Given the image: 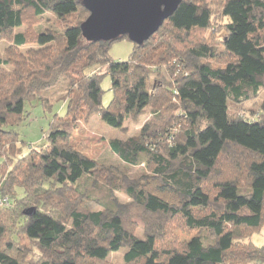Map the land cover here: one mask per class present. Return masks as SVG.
<instances>
[{
    "label": "trees",
    "instance_id": "1",
    "mask_svg": "<svg viewBox=\"0 0 264 264\" xmlns=\"http://www.w3.org/2000/svg\"><path fill=\"white\" fill-rule=\"evenodd\" d=\"M89 15L84 0H0V264H107L120 248L124 264H264L251 241L264 229V98L244 112L264 90V0H181L124 61L110 50L128 35L88 40ZM61 78L65 114L20 155L9 126L27 101L50 106ZM149 109L137 133L109 140L141 171L70 144L94 115L126 132Z\"/></svg>",
    "mask_w": 264,
    "mask_h": 264
},
{
    "label": "rangeland",
    "instance_id": "2",
    "mask_svg": "<svg viewBox=\"0 0 264 264\" xmlns=\"http://www.w3.org/2000/svg\"><path fill=\"white\" fill-rule=\"evenodd\" d=\"M49 17H53L50 14ZM23 27L19 28L21 30ZM224 31H220L219 36L221 37ZM134 44L131 40L125 38L118 40L113 43L110 55L115 60L124 61L129 58L134 49ZM8 41H0V57L7 55L6 50L9 47ZM22 49V48H20ZM23 47L22 50H25ZM214 67H217L215 59L210 60ZM66 82L61 78L59 84L44 92L45 95L50 96L52 103L50 106H45L42 99L37 97L31 101L25 102V116L22 121L17 125L9 126L10 130H14L19 134V154L23 155L31 146H38L46 142L44 133L48 130L51 121L55 115H64L67 110V99H61L66 94ZM102 87L105 90L103 96V106H108L113 98V93L110 90L111 78L106 76L102 82ZM264 98V90L262 91L259 98L255 101H248L245 103L244 112L247 117L251 116V110L258 108V103ZM150 118V109L147 110L137 122L127 119L124 122V129L126 132L119 128H114L99 119L97 115H94L88 123L79 124L78 128L73 131L70 138V144L74 146L78 151L87 155L90 158L98 159L101 163H114L119 164L121 168L128 170L130 173L135 171H141V167H130L122 163L119 158L113 154L109 147V140L114 137L127 138L133 136L137 131L140 130L142 125ZM3 163V159H0V164ZM1 178V177H0ZM19 194L22 191L19 190ZM122 201H128L129 197L121 192L117 193ZM143 227L139 226L137 233L141 234ZM171 234L178 238L179 242H187L192 237L199 234V232H193L187 234L181 230H172ZM207 238V237H205ZM208 239V238H207ZM209 240V239H208ZM251 241L257 246L264 244V229L260 233L255 234ZM126 248H120L117 251L111 252L107 258V264H124V254Z\"/></svg>",
    "mask_w": 264,
    "mask_h": 264
},
{
    "label": "water",
    "instance_id": "3",
    "mask_svg": "<svg viewBox=\"0 0 264 264\" xmlns=\"http://www.w3.org/2000/svg\"><path fill=\"white\" fill-rule=\"evenodd\" d=\"M181 0H84L90 15L82 23L88 40H114L122 34L138 45L177 10Z\"/></svg>",
    "mask_w": 264,
    "mask_h": 264
},
{
    "label": "built area",
    "instance_id": "4",
    "mask_svg": "<svg viewBox=\"0 0 264 264\" xmlns=\"http://www.w3.org/2000/svg\"><path fill=\"white\" fill-rule=\"evenodd\" d=\"M7 199H4L3 201L5 202Z\"/></svg>",
    "mask_w": 264,
    "mask_h": 264
}]
</instances>
